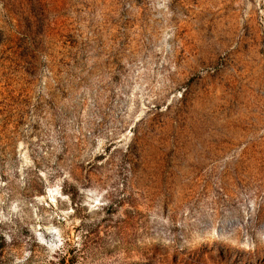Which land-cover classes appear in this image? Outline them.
I'll list each match as a JSON object with an SVG mask.
<instances>
[{"label":"rangeland","instance_id":"obj_1","mask_svg":"<svg viewBox=\"0 0 264 264\" xmlns=\"http://www.w3.org/2000/svg\"><path fill=\"white\" fill-rule=\"evenodd\" d=\"M0 264H264V0H0Z\"/></svg>","mask_w":264,"mask_h":264}]
</instances>
